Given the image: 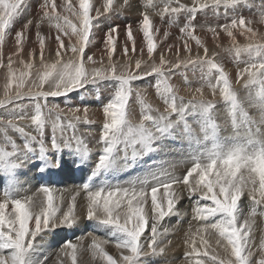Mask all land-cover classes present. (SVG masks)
<instances>
[{
	"label": "snow or ice",
	"instance_id": "6c2138e0",
	"mask_svg": "<svg viewBox=\"0 0 264 264\" xmlns=\"http://www.w3.org/2000/svg\"><path fill=\"white\" fill-rule=\"evenodd\" d=\"M240 2L241 0H211L210 4L201 3L198 6L188 7L179 4V0H176L179 6H166L164 12L169 13L170 16L184 12L192 17L198 9L203 10L209 7L217 9L221 4L225 7H235ZM25 3L26 0H0V45L4 44L14 22L22 14ZM170 3L171 0H169ZM112 5L113 0H106L104 11L109 12ZM50 7L51 11L48 10L49 0H44V3L40 5L43 17L55 20L56 23L52 26L58 33L69 37L70 51L73 56L67 61L60 59L62 53L69 49L65 48L64 40L57 35L55 38L57 60L52 64L45 63V37L41 35L40 26L37 24L36 39L39 42L40 66L35 69V75L31 71L34 66L29 63L26 67L30 71L21 73L17 77L12 67L11 57L8 60L9 77L18 83L15 95L8 97L7 102L12 103L28 97L33 103L13 104L9 111L0 115V135L6 142L0 144V173L7 178L2 188L3 198L0 199V264H45L46 258L39 259L40 250L43 248V244L40 243L43 235L48 231H54L59 226L71 227L75 223L77 219L76 199L79 192L71 196L67 209L64 211L61 208L63 197L57 199L54 194L55 190L48 185H41L37 192L31 195L16 198L18 189L14 174L20 165L15 160L19 159L20 155L38 153L37 158L41 162L38 171L41 173L53 167H61L64 162L62 154L65 151L78 156L80 162L83 163L84 158L89 155V150L77 132L81 122L88 126L94 123L89 119V108L85 106L82 115H80L79 106L68 109V114L62 115L64 110L58 104H49L47 101L50 97L87 91L90 86L106 81H115L118 86L107 102L102 105L104 120L100 128L99 141L103 146L97 162L87 177L89 182L100 179V184L95 190L89 182L82 186L83 191L87 193L85 203L81 205L86 207V218L94 221L98 227L110 229L109 239L98 240L95 237L92 239L90 248L93 254H99L106 264H142V258L147 256L144 250L145 244L141 242V238L149 223L144 209L149 195L153 222L147 248L153 255L157 254L161 237L168 232V229H164L161 233L157 222L174 214L175 201L179 199V196L168 190L172 185H178L181 182L180 178L161 171L112 183L106 178V174L133 167L137 158L156 151L160 142L165 137L171 136L181 124L184 129L181 134L191 137L192 129L186 117L196 115L200 117L199 123L204 133V141L209 139L212 141L210 148L204 146L194 151V163L182 178V183L188 189L189 197L197 192L200 194V199L196 201V207L193 208V218L204 223L197 229V233L215 232L218 234L223 241H226L224 245L226 253L230 246L229 258L218 260L216 255H212L210 264H251V252L245 254L249 247L250 221L256 212V206L264 204V43L235 45L232 29L237 26L243 28L246 24L245 18L243 16L239 19L233 18L230 25L222 27L232 38L237 57L241 53H247L250 61H258L249 62L246 68L237 73L238 78L247 74L244 85L246 88L259 86L255 94H249L251 106L257 108L260 113L258 119H253L245 110L222 65L207 58V55L197 56L195 59L189 57L182 62L185 67L191 65L194 70L198 68L205 73V83L195 89L192 98L187 103L184 97L178 96L176 89L168 83L170 70L166 75L163 67L166 61L163 55L160 58V65L155 63L150 65L151 71L142 69L141 65L145 62L141 60L136 61L135 68L138 70L136 73L128 70V64L120 65L118 68L112 63V54L115 50L113 34L118 32V25H113L106 32L103 40L109 58L108 66L86 67V63L90 62L93 65L96 63L94 56L86 52V48L92 43V37L95 35L94 21L97 18L90 15L93 5L90 4V0H79L78 8L71 3L64 5L78 21L76 24L72 23L67 15L56 13L54 2ZM99 15L100 12L97 10V16ZM261 20L264 21V14L261 15ZM31 24L32 21L29 20L15 32L18 53L23 48V42ZM66 28H70L71 32L69 33ZM193 29L194 25L189 18L188 22L180 28L181 35L191 37L200 46L202 42L199 37L193 35ZM140 31L147 46L148 56L152 57L156 48L153 32L159 29L153 28L152 20L147 13L140 21ZM210 31L215 35V29H210ZM247 31L251 33L252 29L248 28ZM126 36L127 40L133 43V51H135V40L131 27H127ZM73 37L75 44L72 43ZM184 48L191 51L187 41L184 43ZM204 51L207 54V48ZM124 52L125 54L128 52L127 45H125ZM102 60L103 57H101V62ZM180 66V64H173L171 68L177 69ZM213 72L219 73L215 83H211ZM153 74L159 77L155 87L166 105L163 112L157 110V115L146 114L152 111V107L144 99L141 90L134 89L132 86L134 81L145 79ZM29 77H31V83L38 89L35 92L31 87L27 92L22 91ZM45 85L48 86V91L43 90ZM205 86L211 90L213 96L219 89L222 101L229 106L228 114L233 129V134L229 137L221 139L217 135L219 126L213 117L216 102L204 98L203 88ZM133 93L141 105V116L138 122L130 119L132 113L130 97ZM5 103V101H0V105ZM29 109L32 111L30 112ZM173 115L176 116L175 120L171 118ZM25 120H29L31 125L35 126L36 135L26 132L25 127L18 126L17 121ZM49 124L51 126L50 145L45 141V130ZM9 129L15 130L23 138L22 149L8 135ZM87 134L94 135L92 132ZM33 144L37 147H33ZM196 144L201 145L202 141L197 139ZM8 146H11L12 151L7 150ZM129 146L132 147L131 157L128 154ZM50 152L55 156L54 161L49 155ZM150 183L152 186L149 189ZM161 187L168 197L166 210L158 201L157 192ZM245 191L251 197L252 210L245 217L244 222L240 223L238 202ZM257 193H259V199H257ZM201 201L206 202L201 203ZM9 207L11 211H6ZM61 212L62 215H58ZM210 218H216L215 222H208ZM191 235L193 236L192 251L200 255L194 239L196 234ZM110 241H114L116 248L121 250L119 261L109 255L103 247ZM185 242L188 243V240ZM201 243L207 247L208 242L203 236H201ZM216 243L221 244V239H217ZM64 247L72 249V259L75 262L77 245L66 241ZM261 248L264 249V240L261 241ZM159 251L162 252L163 249L159 248ZM191 254L188 253V255ZM203 255L208 256V251L206 250ZM231 257L235 259L232 260ZM196 264H203V261L198 260ZM259 264H264V258L259 261Z\"/></svg>",
	"mask_w": 264,
	"mask_h": 264
},
{
	"label": "rangeland",
	"instance_id": "374dc122",
	"mask_svg": "<svg viewBox=\"0 0 264 264\" xmlns=\"http://www.w3.org/2000/svg\"><path fill=\"white\" fill-rule=\"evenodd\" d=\"M53 2L56 4V13L67 15L69 19L72 21V23L74 24L78 23L76 18L72 15L71 11L67 10L64 7V5H66L67 3H71L74 7L78 8L79 0H49V8H48L49 11H51L50 5ZM105 2L106 0H90V4L93 5V10L90 13V15L96 17L97 19L94 21V23L96 24V27L94 29L95 35L94 37H92V43L88 45V47L86 48V52L87 54L94 56L96 63L94 65L90 62L86 63V67L91 68L93 66L95 67L108 66L109 58L107 52L105 51V45L103 43V40L106 32L113 25H118L119 26L118 32L113 34V39L115 41V50L112 54V63L117 65L118 68L120 65L128 64V70L133 73H136L138 71L135 68L136 61L141 60L142 62H145L142 63L141 65L142 69L151 71L150 65L152 63H155L156 65H160V58L161 55H163L166 61L165 65L163 66L166 70V75L169 74V70H170V78L168 80V83L171 84L176 89L178 96L184 97L185 103H187V101L192 98L195 89L201 87V85L205 83V73L201 72L198 68L194 70L191 65H188L187 67L183 65L182 62L186 61L189 57L195 59L197 56L205 57V55H207V58L213 59L217 63L221 64L224 71L228 74L232 87L236 91L237 96L240 100H242L243 98V97L241 98V96H244L245 95L244 93H247L248 90H255V89L256 91L258 90L259 87L258 85L252 86L248 89L244 86L247 80V74H244L239 78L237 76V73L243 70L244 68H246L249 62H258V61H250L247 53H241V55L237 57L234 51L233 40L224 31L222 26L230 25L231 20L233 18L239 19L241 16H243L246 20V24L243 26V28L237 26L236 28L232 29L233 35L235 36V45L245 46L250 43H264V21L261 20V15L264 14V0H241V2L238 3L235 7L233 6L225 7L223 4H221V6L217 9H212L211 7L203 10L198 9L196 14L192 17H189L188 14L184 12L170 16L169 13L164 12V9L166 6L178 7L179 4H184L187 5L188 7H193L194 5L198 6L201 3L210 4L211 0H179V4L176 3V0H171L170 4H169V0H127V3H125V0H113V5L111 6L109 12L104 11ZM43 3L44 0H26L22 14L14 22L8 34V37H6L4 44L0 45V101L6 102L4 105H0V115H4L7 111H9L13 107V104L33 103L32 101H30L28 97H24L22 100L19 101H13L12 103L7 102L8 97L15 95L16 84L18 83V81L10 79L7 65H8V60L11 57L13 61L12 67L15 72V75L19 77L21 73L30 71L26 67V65L31 63L34 66L33 69H31V71L33 72V75H35V69L40 66L39 42L36 39L37 24H39L40 26L39 30L41 32V35L45 37V63L52 64L55 63L57 60V57L55 55V49H56L55 38L57 35L61 36V39L64 40L65 48L69 49L67 52L62 53L60 59L67 61L69 58L73 56V54L70 51L69 37L65 36L63 33H58L56 28L52 26L56 23L55 20H49L48 18L43 17V10L40 8V5H42ZM121 6L123 7L121 8ZM112 9H116L118 11ZM97 10H99L100 12L99 16H97ZM145 13H147L150 19L152 20L153 28L159 29V31L153 32L154 43L156 44V48L154 49L152 57L148 56L147 46L143 39L142 32L140 31V21L142 20L143 15ZM53 15H55V13ZM189 18L192 20V23L194 25L193 35L199 37L202 42L200 46H198L196 44V41L191 37H187V36L182 37L181 35L180 28L183 27L184 24L188 22ZM29 20L32 21V24L30 25L29 30L27 32V37L23 42V48L20 49L18 53L17 46L15 44V32L17 30H20L22 25ZM127 27H131L132 29L133 38L135 40V45H134L135 51H133V43L127 40V36H126ZM248 28L252 29L251 33L247 31ZM210 29L216 30L215 35L213 34L212 31H210ZM66 30L69 33L71 32L70 28H66ZM165 32H167V36H165ZM185 41H187V43L189 44L191 51L185 50L184 48ZM75 42H76L75 38L73 37L72 43L75 44ZM125 45H127L128 47L127 54H125L124 52ZM205 48H207V54H205L204 51ZM229 49H232V51H228ZM101 57H103L102 62H101ZM173 64H180L181 66L177 69H172L171 65ZM218 75H219L218 72H213L211 74V83L216 82V77ZM157 79H159V77L153 74L145 79H138L134 81L132 84L134 89L141 90L144 99L152 107V111L150 113L146 112V114L157 115L158 114L157 110H159V112H163L166 108V105L164 104L163 100L156 91L155 83ZM117 86L118 85L115 81L98 82L96 86H90L87 91L82 90L68 95H63L60 97L48 98L47 102L49 104H58L60 108L64 110V113L62 115L68 114V109H74L77 106H79V108L81 109L80 115H82L83 108L87 106L89 108V119L94 122L91 126L85 125L83 122H81L78 125L77 134L82 137V139L84 140V144L87 146L89 150L88 160L86 161L87 158L85 157L83 164L80 162V158L74 154H69L67 151H65L62 154L64 161L63 165L65 164L67 166L65 160H68V156L70 160L71 158L75 159L76 164L68 165L67 169L68 171L71 172V179L77 182H81L82 180H84V177L82 178L84 171L85 173H88V171L94 167V166L92 167L91 165L96 163L98 160V155L100 154L102 149V144L99 141V133H100L99 131L104 120L102 105L107 102L110 96L114 93L115 88ZM29 87H31L34 92L38 90L35 87V85L31 83V77L27 79L25 87L22 89V91L27 92ZM43 90L48 91L49 90L48 86L45 85ZM243 90L246 92H244ZM241 93L242 95L240 96ZM203 96L205 99L214 100L216 102L215 109L217 110V112L220 109V107H222L224 111L225 108H226V112L228 111L229 106H226L227 104H224V102L222 101V98L220 97L219 94V89H217L215 96H213L211 90L205 86L203 88ZM243 103L244 104L242 105L247 111V106L245 105L246 103L245 102ZM130 105L132 109L130 119L133 122H138L141 116V105L134 93L130 97ZM29 111L31 112L32 109H29ZM214 112L215 113H213L214 114L213 117L217 125L219 126L217 132L218 137L219 138H222L221 136L227 137L223 135V132H227L226 130L228 129L230 130V128L232 129L231 118H229L228 112L224 114L225 118L227 117L226 120L228 119L227 122L225 119H223L224 121H222L220 117L221 115H218L217 113L216 116L215 115L216 111ZM257 115H259V113L254 112V115H250V116L253 119H255ZM197 117L196 115H188L186 117L187 123L192 129L191 137H189L186 134L184 135L181 134L184 132L183 124L179 125L171 135L172 137L174 136V138L176 137L174 139V143L179 139L180 145L186 146L188 151H191L196 145V140L198 139L199 131H201V128H198L200 126L199 123L200 117L198 118ZM171 118L175 120L176 116L173 115ZM258 118L259 116H257V119ZM17 124L20 127H25L26 132H31L33 135H36L35 126L31 125L29 120L17 121ZM96 126L99 127L96 128ZM227 126L228 129H225ZM88 132H92L94 133V135H88L87 134ZM8 135L13 140L16 141L17 145H19L21 149L23 148L24 140L15 130L9 129ZM50 135H51V126L49 124L45 130V141L49 145H50ZM171 136L165 137L162 140V142H160L159 148L157 149V151H153L154 156H151L150 160L147 159L152 152L137 158L133 167L115 173H108L106 174L107 175L106 178L112 183H115L117 180L127 181L135 177L145 176L143 172L139 174V170H146L148 166H154L156 169L151 171L150 173L153 172L159 173L161 171H164L167 172L169 175L180 178L181 182L178 185L176 184L172 185V187L168 191L174 188V186L179 188L182 187L185 195H188V189L182 183V178L187 173V170L191 168L193 163H191L189 166L186 165L178 166L179 165L178 163L177 164L173 163V165H177L180 168L178 167L170 168L169 165H163V161L160 158V156L165 155V152H167L166 147L168 145L169 146L173 145ZM5 143L6 142L3 140L2 135H0V144H5ZM33 147H37V146L33 144ZM154 147H156V145H154ZM7 150L12 151L11 146H8ZM158 151L162 152V155L159 154ZM128 154L129 157H131L132 154L131 146H129L128 148ZM158 154L159 156H157ZM30 155L31 153L27 154L25 157L30 158V160L32 158L35 159V161L34 159H32V162L34 163L33 166L31 167L29 163L20 164L21 162L19 163L15 160V162L20 165V167L17 168L15 171L14 174L15 180L16 178H21L22 176L20 183L23 186V181L25 180L29 181V179L23 178L26 177L23 175H27L30 171L32 175L36 173L35 176H37V179L41 180V182L43 183L42 185H48L52 187L54 184H56L54 182V179L58 175L57 172L50 169L41 173L40 171H38V168L41 167V162L37 158L38 153L36 155L33 154L31 156ZM49 155L52 157V159L53 157L55 159V156L51 152L49 153ZM81 165L84 171L81 170L80 168ZM165 166L169 167V169L164 170L162 167ZM55 170H57L56 167ZM130 173H132V176H129ZM60 176L64 178L63 174H60ZM6 182H7V178L4 176L3 173H0V199L3 198L2 188L6 184ZM86 182L89 181L87 180ZM84 183H82L80 187H82ZM35 184L37 185V182H35ZM99 184H100V179H97L94 182H92L93 190H95L96 187L99 186ZM26 186L28 188L21 187L17 183L18 194L16 198H21L25 195H31L32 193H34V191L30 190L31 187L29 188L28 185ZM151 186L152 185L150 183L149 189ZM80 187L77 189V191H71L68 190L69 188H66L65 190H63L62 194L54 193L58 199L61 196L63 197V203L61 204L62 211L66 210L71 196L79 192V195L77 196L76 199L77 207L75 210L76 217L78 219L71 227H73L74 230L75 226L78 223L80 224L84 223L85 226H87V229L85 230L84 233H88L89 237L92 235L91 236L92 238L88 237V240H92L96 236L98 240L109 239L110 229L98 227L94 221H91L92 224H89L90 220L85 218L86 207H82L81 205L85 203L87 193L84 192L83 188ZM38 189H36L35 192H37ZM53 189L56 190L55 188ZM160 190H164L163 187L158 189L159 193ZM29 191L31 192V194ZM158 192H157L158 201L162 203L163 201L161 200V195H159ZM256 195H257V199H259V193H257ZM150 199L151 197L149 195L148 202L144 205L145 213L148 217L149 223L145 234L141 238V242L145 244L144 250L147 253V256L142 258V264H165V263L166 264L169 263L196 264V261L198 260H202L203 264H210V257L212 255H216L218 257V260L229 258L230 246L228 253H226L224 250V245H226V241H223V239L220 238L218 234H216L215 232L197 233V229H199L202 223L204 222L193 218L194 212L193 210L191 211V209L196 207V205L194 204L192 206L193 208L190 207L191 209L189 212H186V208L183 206H181L183 207L181 210H176L178 204L177 200L175 202L174 214H170L169 216L157 222V227L161 233H163L164 231L161 230V225H166V226L175 225V227L170 228V231H172L173 233L168 231L167 235L161 237V243L158 245L157 254L153 255L151 251L147 248V243H146L148 242V240H146L148 239L146 236L148 235L149 238L151 237V224L153 222L152 220L153 213L151 212V208H150V204H151ZM198 199H200V194L198 192L194 193L190 197V201L191 200L197 201ZM205 202L206 201H201V203H205ZM238 206L240 209H244V211H246L247 213L246 215L244 212L243 214H241L240 211L239 222L243 223L244 222L243 217L244 216L247 217L252 210L251 197L247 191L243 193L242 199L238 202ZM163 208L166 210L167 206ZM6 211H11V208L9 207V209H7ZM178 211H180L181 214L180 217ZM58 215H62V212L58 213ZM84 218L86 219L85 221H83ZM215 219L216 218H210L208 222H215ZM58 228H56L54 231L46 232L43 236L45 237V235H48V237H46L45 241H42V243L48 244L49 242L48 240L53 236H55L57 232L63 230V228H66V226L64 227L59 226ZM177 234L179 236H175ZM191 234H196L194 236V239L196 240V247L199 249V252L201 253L200 255H197L196 253L192 252L191 240L193 236ZM181 236H184L185 240L187 239V237L188 238L190 237L188 243L185 242V245L184 242H182L183 243L182 248L179 247L180 245L177 244V242L176 243L174 242L177 241V238ZM201 236H203V238L207 240L208 242L207 247H205L201 243ZM217 239H221V244L218 245L216 243ZM85 240L87 241V239ZM85 240L82 241L84 244L82 243H80L82 245L77 244V248L75 252V257L77 258V260L75 259V262H73L72 259V254H71L72 249L65 248V250L60 251L61 254L60 253L56 254L57 252L51 253L48 256V260H45V264H49V263L50 264H106V261L99 254L96 255L93 254V251L90 248V243H92V241L86 242ZM262 240H264V204L256 206V212L251 217V221H250L249 247L246 249L245 254L247 255L249 251L251 252V258H250L251 264H259V261L262 258H264V249L261 248ZM167 242H169L170 246L168 245ZM173 242L176 244L175 246ZM103 247L105 248V251L109 253V255L113 256L114 259H116L117 261L120 260L121 250L116 248L114 241H110L109 243L104 244ZM159 248H162L163 251L160 252ZM78 250L81 251L78 252ZM206 250L208 251V256L203 255V253ZM188 253H192V254L188 255ZM41 256L42 255H40L39 259H43ZM53 257H55V259L51 260ZM91 257L92 259H90ZM231 259L234 260L235 258L231 257Z\"/></svg>",
	"mask_w": 264,
	"mask_h": 264
},
{
	"label": "bare ground",
	"instance_id": "6f19581e",
	"mask_svg": "<svg viewBox=\"0 0 264 264\" xmlns=\"http://www.w3.org/2000/svg\"><path fill=\"white\" fill-rule=\"evenodd\" d=\"M132 6V5H131ZM8 37V36H7ZM33 37V36H32ZM241 67V66H240ZM233 68V67H232ZM184 80V79H183ZM191 81H192V79H191ZM256 88V87H255ZM246 89V88H245ZM248 89V88H247ZM244 91V90H243ZM242 92V91H241ZM244 92H246V91H244ZM255 92H256V89L255 90H248L247 91V93H244L243 95L244 96H241L242 95V93L240 94V96H241V98H242V100H240L241 102H242V104H244L243 102H245L246 104V106H247V112H249L250 113V115H254V112H258L259 113V111H258V109L257 108H255V107H252V106H250V102H249V94L250 93H252V94H255ZM149 95V94H148ZM225 104V103H224ZM226 106H228V105H226ZM217 109H219V108H217ZM221 109V110H220ZM220 109L218 110V112H217V110L215 109V111H216V116H217V113H218V115H221L220 117H221V120L222 121H224L223 119H225L226 120V118H225V113H227L226 112V108H225V111H224V109H222V107H220ZM215 113V112H214ZM100 114V113H99ZM214 115V114H213ZM259 115H260V113H259ZM259 115H257V116H259ZM257 116L255 117V119H257ZM197 117V116H196ZM199 117V116H198ZM197 117V118H198ZM219 117V118H220ZM229 118H230V116H229ZM228 120V119H227ZM227 120H226V122H227ZM96 121V120H95ZM219 121H220V119H219ZM218 123H221V122H218ZM222 124H224V123H222ZM227 124V123H226ZM226 126V125H225ZM229 126V125H228ZM228 126L225 128V129H228ZM99 126H96V128H98ZM91 128V127H90ZM89 128V129H90ZM93 128V127H92ZM95 128V129H96ZM198 128H200V126L198 127ZM224 129V128H223ZM178 130V129H177ZM200 130V129H199ZM229 130V129H228ZM228 130H226L227 132H223V135H225V136H227V137H229V136H231L232 134H233V130L230 128V130L228 131ZM195 131V130H194ZM100 132V131H99ZM179 132V131H178ZM194 134V133H193ZM196 135V134H195ZM178 137V136H177ZM222 138L224 137V136H221ZM176 138V137H175ZM174 136L172 137L171 136V140L173 141V145H171V146H167L166 147V151L167 152H165V155H162V152H159L158 151V153L159 154H161L162 156H160V158L162 159V161H163V165H169L170 166V168L171 167H174V168H177L178 166H189L191 163H194V159H193V153H194V151H198L201 147H204V146H206V147H208V148H210L211 147V144H212V141H211V139H209L208 141H204V133L202 132V131H199V134H198V139L200 140V141H202V144L201 145H195L194 146V148L191 150V151H188V149H187V147L186 146H184V145H180V142H179V139L174 143ZM221 138V139H222ZM190 139V138H189ZM185 140V139H184ZM168 141H169V139H168ZM183 141V140H182ZM165 142H167V141H165ZM164 142V143H165ZM103 146V145H102ZM191 146V145H190ZM100 147H101V145H100ZM171 149H170V148ZM185 150V151H184ZM157 151V150H156ZM184 151V152H183ZM153 153L154 152H152L151 153V155L148 157V159L147 160H150L151 159V156H154L153 155ZM159 154L157 155V156H159ZM32 155V154H31ZM30 155V156H31ZM87 159H86V161L88 160V156L86 157ZM144 158V157H143ZM32 159H34V158H32ZM32 159L30 160V158H26L25 157V155H20L19 156V159H16V161L17 162H21L20 164H25V163H29V165H30V167L31 166H33V163L34 162H32ZM53 159H54V157H53ZM55 160V159H54ZM143 160V159H142ZM34 161H35V159H34ZM152 162V161H151ZM65 163H67V166L68 165H75L76 163H75V159H72L71 158V160H70V158H69V156H68V160H65ZM153 163V162H152ZM173 163H175V164H179L178 166L177 165H173ZM84 164V163H83ZM85 165H86V163H85ZM95 165V163L93 164V165H91L92 167ZM38 166V165H37ZM67 166L64 164L63 166H61V167H58L57 168V170H55V167H53V168H51L53 171H56L57 172V177L54 179V182L56 183V184H54L52 187L53 188H55L56 190H55V193H57V194H62V192H63V190H65L66 188H69L68 190H71V191H77V189L80 187V185L82 184V183H84V182H86L87 181V177L89 176V174H90V170L92 169H90L89 171H88V173H85V171L83 170V168H82V165H81V170L82 171H84V174H83V176H82V178L84 177V180H82L81 182H77V181H75V180H73V179H71V172L70 171H68V169H67ZM24 167H26V166H24ZM29 167V166H28ZM192 167V166H191ZM75 168V167H74ZM164 170L166 169H169V167H162ZM178 168H180V167H178ZM183 168V167H182ZM31 169V168H30ZM37 169V168H36ZM35 169V170H36ZM77 169V168H76ZM156 168L154 167V166H148L147 167V169L146 170H139V174H141L142 172L144 173V175H148L151 171H153V170H155ZM162 170V169H161ZM34 171V170H33ZM80 171V170H79ZM37 172V171H36ZM73 172V171H72ZM186 172V171H185ZM35 173V172H34ZM122 173V172H121ZM124 173V172H123ZM60 174H63L64 175V178L62 177V176H60ZM36 175V173L35 174H31L30 173V171H29V173L27 174V175H23V176H26V177H23V178H25V179H29V181L28 180H25V181H23V186L21 185V179H22V176H21V178H16V182L21 186V187H27L26 185H28L29 186V188H30V190L31 191H34L35 192V190L36 189H38L43 183L41 182V180L40 179H37V176H35ZM107 176V175H106ZM110 176V175H109ZM129 176H132V173H130L129 174ZM131 178V177H130ZM129 178V179H130ZM35 182H37V185L35 184ZM92 183V182H91ZM28 188V187H27ZM80 188H82V187H80ZM178 188V189H177ZM24 189V188H23ZM68 190H67V192H68ZM80 191V190H79ZM30 192V191H29ZM28 192V193H29ZM169 192H173V194L174 195H178L179 196V199L177 200V207H176V210H181L183 207H185L186 208V212H189L190 211V207H192L194 204L196 205V200H191L190 201V197H189V193H188V195H185V193H184V190L182 189V187H176V186H174V188H172ZM26 193V192H25ZM27 193V194H28ZM65 193V192H64ZM159 193V192H158ZM30 194H31V192H30ZM159 195H161V200L163 201H161L162 203V206L163 207H166L167 206V201H168V197H167V195L165 194V191L164 190H160V193H159ZM185 195V196H184ZM58 199V198H57ZM151 200V199H150ZM182 201V202H181ZM176 202V201H175ZM187 202V203H186ZM83 203V202H82ZM186 203V204H185ZM81 204V203H80ZM149 204V203H148ZM80 206V205H79ZM181 206H183V207H181ZM66 208V207H65ZM193 208V207H192ZM67 209V208H66ZM84 209V208H83ZM148 209V208H147ZM193 209H191V211H192ZM240 211H241V214H243V212L245 213V215L247 214L246 213V211H244V209H240ZM85 212V211H84ZM148 212V211H147ZM184 212V211H183ZM182 212V213H183ZM193 213V212H192ZM178 214H179V217L181 216V214H180V211H178ZM184 214V213H183ZM188 214V213H187ZM151 215H152V213H151ZM183 216V215H182ZM185 216V215H184ZM188 217V216H187ZM245 217L246 216H244L243 217V220L245 219ZM86 218V217H85ZM83 219V221H85L86 219ZM182 218H184V217H182ZM189 218H190V215H189ZM78 219V218H77ZM76 219V220H77ZM178 219V218H177ZM190 220V219H189ZM186 221V220H185ZM177 222V221H176ZM182 222V221H181ZM242 222V221H241ZM89 224H92V222L91 221H89ZM199 224V223H198ZM62 227V226H61ZM64 227V226H63ZM172 227H175V225H168V226H166V225H161V230H164V229H168V231L169 232H172V231H170V228H172ZM58 228V227H57ZM59 229V228H58ZM87 229V226H85V224L83 223V224H80V223H78L76 226H75V229L73 230V227H68V226H66V228H63V230H60L59 232H57L56 234H55V236H53L52 238H50L48 241V244H44V243H42V241H45V239H46V237H48V235H45V237L40 241V243L41 244H43V248L40 250L41 251V257L43 258V259H45V260H48V256L51 254V253H56V254H59L60 253V251H62V250H65V247H64V245H65V243H63V242H66L67 241V239H68V241L67 242H71V243H73V244H80V243H82V244H84L82 241H84L85 239H87V241L86 242H89V241H92V240H88V237H89V234L88 233H84L85 232V230ZM63 231V232H62ZM104 232V231H103ZM108 232V231H107ZM185 232V231H184ZM110 233V232H109ZM173 233V232H172ZM182 233V232H181ZM91 234V233H90ZM178 234H179V232H178ZM175 235V236H179V235ZM167 235V234H166ZM189 235V234H188ZM92 236V235H91ZM90 236V237H91ZM94 236V235H93ZM185 236V235H184ZM184 236H181V237H179V238H177V241H174L175 243L177 242V244H179L178 246L179 247H183V243L182 242H184V245H185V241L186 240H189L190 239V237L188 238L187 237V239L185 240V238H184ZM54 237H56V238H54ZM89 237V238H90ZM148 239H149V236L147 235L146 236ZM92 238V237H91ZM95 238H97V236L95 237ZM173 238V237H172ZM148 239H146V240H148ZM167 240V239H166ZM173 241V240H172ZM171 241V242H172ZM173 242V243H174ZM45 243H47V242H45ZM147 243V242H146ZM165 243V242H164ZM168 243V245H169V242H167ZM174 243V246L176 245ZM82 244H80V245H82ZM163 244V243H162ZM161 244V245H162ZM86 245V244H85ZM90 245H91V243H90ZM88 246H89V244H88ZM166 246V245H165ZM170 246V245H169ZM78 247H80V246H78ZM89 248V247H88ZM177 248V247H176ZM83 249V248H82ZM170 249V248H169ZM173 249V248H172ZM88 250V249H87ZM90 250V249H89ZM175 250V249H174ZM186 250V249H185ZM81 250H78V252H80ZM169 251V250H168ZM193 252V251H192ZM185 253V252H184ZM55 254V255H56ZM61 254V253H60ZM72 254V253H71ZM80 254V253H79ZM109 254V253H108ZM170 254V253H169ZM5 255H7V252H5ZM196 255V254H195ZM45 256V257H44ZM78 257V256H77ZM82 257V256H81ZM84 258H86V257H84ZM185 258V257H184ZM55 259V257H53L51 260H54ZM69 259V258H68ZM90 259H92V257L90 258ZM58 260V259H57ZM67 260V259H66ZM65 260V261H66ZM76 260H77V258H76ZM162 260V259H161ZM56 261V260H55ZM59 261V260H58ZM60 262V261H59ZM90 262V261H89ZM172 262V261H171ZM92 263V262H91ZM104 263V262H103ZM165 263V262H164ZM180 263V262H179ZM183 263H184V260H183ZM50 264V263H49ZM166 264V263H165ZM170 264V263H169ZM174 264V263H173ZM184 264H186V263H184Z\"/></svg>",
	"mask_w": 264,
	"mask_h": 264
}]
</instances>
